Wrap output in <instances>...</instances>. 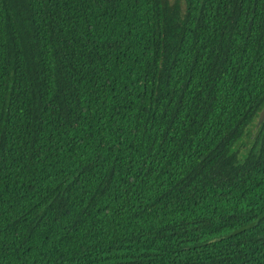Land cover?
<instances>
[{
  "label": "trees",
  "instance_id": "trees-1",
  "mask_svg": "<svg viewBox=\"0 0 264 264\" xmlns=\"http://www.w3.org/2000/svg\"><path fill=\"white\" fill-rule=\"evenodd\" d=\"M264 0H0V264H264Z\"/></svg>",
  "mask_w": 264,
  "mask_h": 264
},
{
  "label": "rangeland",
  "instance_id": "rangeland-1",
  "mask_svg": "<svg viewBox=\"0 0 264 264\" xmlns=\"http://www.w3.org/2000/svg\"><path fill=\"white\" fill-rule=\"evenodd\" d=\"M169 1L175 2L176 0H169ZM179 1L180 3H182V6L184 8V0H179ZM260 127L261 126H257V122H253L248 129V133L243 138H241V140L238 143H236V145L234 146V149L239 152L241 158L245 156V152L248 149V147L252 146L253 139L258 134Z\"/></svg>",
  "mask_w": 264,
  "mask_h": 264
},
{
  "label": "water",
  "instance_id": "water-1",
  "mask_svg": "<svg viewBox=\"0 0 264 264\" xmlns=\"http://www.w3.org/2000/svg\"><path fill=\"white\" fill-rule=\"evenodd\" d=\"M264 122V108L259 114L257 126H260Z\"/></svg>",
  "mask_w": 264,
  "mask_h": 264
}]
</instances>
